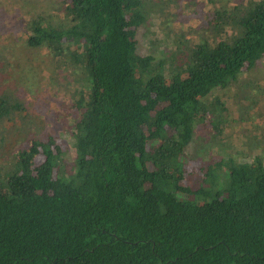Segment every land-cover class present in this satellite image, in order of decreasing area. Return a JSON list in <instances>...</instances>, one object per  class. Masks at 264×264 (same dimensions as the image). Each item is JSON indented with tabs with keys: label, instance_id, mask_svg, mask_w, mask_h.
Returning a JSON list of instances; mask_svg holds the SVG:
<instances>
[{
	"label": "trees",
	"instance_id": "obj_1",
	"mask_svg": "<svg viewBox=\"0 0 264 264\" xmlns=\"http://www.w3.org/2000/svg\"><path fill=\"white\" fill-rule=\"evenodd\" d=\"M151 1L161 5L63 0L53 23L25 24L24 44L66 58L87 86H64L70 145L33 132L0 180V264H264L263 131L255 122L243 159L226 146L186 168L183 154L198 128L215 139L228 119L222 101L204 98L241 87L264 58V0H205L201 20L177 28L157 61L136 52L138 28L156 22L143 13ZM23 107L0 90L1 122ZM21 113L11 121L28 124Z\"/></svg>",
	"mask_w": 264,
	"mask_h": 264
},
{
	"label": "rangeland",
	"instance_id": "obj_2",
	"mask_svg": "<svg viewBox=\"0 0 264 264\" xmlns=\"http://www.w3.org/2000/svg\"><path fill=\"white\" fill-rule=\"evenodd\" d=\"M157 1L161 2L158 8L152 1L148 7H143L146 19L156 22L139 27L135 35L136 52L139 55H151L153 61L167 56V51L172 50L175 44L171 38L177 28L186 30L197 24L201 20L202 10L205 9V0ZM187 1L189 5H185ZM233 1L235 0H230ZM62 2L63 0H0V90H5L11 99L19 96L24 104L25 112L16 111L11 117L22 112L21 115L24 113L25 117L30 118L28 124L25 118L27 127L24 120L19 124L12 122L11 117L10 123L5 124L6 120L0 121V180L17 169L20 155L28 147V140L33 132L49 130L55 137L62 138L69 145L71 143V138L64 132V127L62 128V102L66 101V95L72 88L64 89V86L68 82L81 79L76 84V91L82 93L87 86L83 81L86 74L82 76L81 72L78 74L71 67H67L66 58L53 56L45 48L33 49L24 44L25 24L36 17L53 23L52 21L64 15ZM227 2L228 0H221L219 4L224 5ZM168 18H174L175 21L165 20ZM167 30L170 32L169 38L164 33ZM3 62H9L8 69L4 72ZM241 82L239 88L234 86L222 90L213 89L204 98L206 103L217 99L222 101L228 111V119L220 123L221 133H212L215 139H203L209 134L208 129L203 126L197 129L194 139L183 153L186 168L198 166L203 160H212L211 157H216L219 150L226 149V146L242 152L235 154L229 150L238 159H243V154L248 153L246 147H256V138L253 136L255 130L259 128L264 133V58L253 71L242 74ZM244 94L251 97L252 102H248ZM70 112L72 116L77 114L74 109ZM220 140L223 146L219 144ZM68 149L64 159L70 162L73 150L72 147ZM252 153L254 151H250L249 156ZM251 159L249 157L246 160Z\"/></svg>",
	"mask_w": 264,
	"mask_h": 264
},
{
	"label": "crops",
	"instance_id": "obj_3",
	"mask_svg": "<svg viewBox=\"0 0 264 264\" xmlns=\"http://www.w3.org/2000/svg\"><path fill=\"white\" fill-rule=\"evenodd\" d=\"M264 140V139H263ZM263 155H264V152H263Z\"/></svg>",
	"mask_w": 264,
	"mask_h": 264
}]
</instances>
